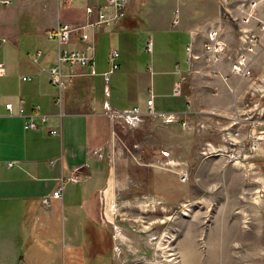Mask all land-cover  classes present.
<instances>
[{
	"label": "crops",
	"instance_id": "1",
	"mask_svg": "<svg viewBox=\"0 0 264 264\" xmlns=\"http://www.w3.org/2000/svg\"><path fill=\"white\" fill-rule=\"evenodd\" d=\"M7 1L0 5V62L5 68L0 76V264H80L84 248L99 253V264H117L112 228L103 219L102 202L120 162L117 156L123 142L121 127L106 114L105 103L119 111L144 108L153 96L155 111L174 113L181 119L232 109L235 92L220 77L206 75L202 44L206 30L215 23L232 49L240 44L238 33L232 31L229 24L233 22L214 1L197 0V4L191 1L184 6V0H170L171 5L169 0L164 5L138 0L134 6L129 0L119 19L90 30L94 73L90 68H66L71 73L59 105L54 101L58 90L47 73L56 62L58 47L47 40L46 32L60 21L83 24L85 7L97 9L106 1L78 0L76 5L73 0L65 5L57 0ZM233 3L229 8L236 13L238 2ZM261 3L264 18V1ZM138 25L165 32L161 37L157 34L156 56L144 53V49L153 52L151 38L131 33ZM104 31L116 36L120 48L113 46L104 59L96 60ZM168 37L174 38V44ZM149 41L151 51L146 48ZM189 44L195 58L189 59ZM70 46L82 48L84 43L73 37ZM37 50L41 55L33 60ZM112 50L118 52L119 67L109 72ZM254 60V70H264L263 42ZM216 68L237 90L246 80L228 75L227 59ZM22 76L30 79L22 80ZM178 83L181 93L176 95L173 90ZM19 99L24 100L21 114ZM7 102L13 105L11 115L4 106ZM34 106L48 121L28 129L25 117ZM150 121H146L147 127H151ZM50 128L57 134H49ZM72 175L79 180H67ZM62 181L61 196L53 197ZM104 244H108L107 252L101 253ZM90 255L97 257L94 250Z\"/></svg>",
	"mask_w": 264,
	"mask_h": 264
},
{
	"label": "rangeland",
	"instance_id": "2",
	"mask_svg": "<svg viewBox=\"0 0 264 264\" xmlns=\"http://www.w3.org/2000/svg\"><path fill=\"white\" fill-rule=\"evenodd\" d=\"M131 1L135 6L138 0ZM191 1L198 2L184 0V6ZM207 1L216 2L224 15L229 11L230 18L225 17L233 22L229 24L232 31H246L240 5L236 13L230 11L235 0ZM262 1L256 6L258 16ZM148 2L166 4V0ZM130 31L152 39L153 52L144 49L146 57L159 53L156 37L164 31L141 25ZM168 39L174 44L173 37ZM113 46L120 48L116 36L104 31L96 60L104 59ZM237 47L230 45L228 62ZM254 64L255 60L253 70ZM225 83L235 92L233 107L226 112L190 114L182 119L175 115L173 121L152 115L146 119L151 120V127L133 129L117 123L123 142L117 156L120 162L102 202L117 264H264V70H254L238 90ZM227 143L238 146L236 159L204 150L211 145H226L228 150ZM163 150L181 163H158ZM180 166L187 169L184 181L175 171ZM107 245L99 252L106 253ZM82 250L80 264H99L95 249ZM92 250L97 257L90 255Z\"/></svg>",
	"mask_w": 264,
	"mask_h": 264
},
{
	"label": "built area",
	"instance_id": "3",
	"mask_svg": "<svg viewBox=\"0 0 264 264\" xmlns=\"http://www.w3.org/2000/svg\"><path fill=\"white\" fill-rule=\"evenodd\" d=\"M60 4H68L71 0H57ZM104 5H99L97 9L87 5L85 7L86 21L81 25H74L69 22L60 21L52 29L46 32V38L49 41L55 42L58 47V55L56 62L48 70V78L50 84L55 86L58 90V93L54 101L60 105L62 91L66 86V78L69 72H66L65 69L72 67L90 68L91 73H94V42L90 35V30H98L102 26H107L113 20L119 19L123 15V10L129 0H105ZM260 0H237L240 5V11L243 14L242 26H248L246 31L238 34L240 44L235 49L234 57L228 60L229 62V73L239 78H252L253 69L252 63L256 57L257 48L260 46L261 42L264 43V18L257 15L256 6ZM7 0H0V5L7 4ZM237 4V5H238ZM107 9L111 10V13L107 12ZM224 15V17L230 18L229 11ZM241 15V14H240ZM234 20V19H232ZM176 21H174L175 23ZM75 37L80 42L84 43V47L77 48L70 46V42ZM147 50L151 51L152 43L149 41L147 43ZM203 53H204V67L206 75L217 76L222 79L223 82H226L227 77L224 76L221 71H219L216 66L227 59L229 53V45L225 38L223 37L221 28L219 25L212 26L208 28L205 32V40L202 44ZM188 51L189 59L195 58L192 55L191 44L186 46ZM41 55V51L37 50L31 57L33 60ZM118 52L112 50L109 56V72L116 70L119 67L117 62ZM5 72V68L2 62H0V76ZM230 74V75H231ZM22 80H29L30 77L22 76ZM173 93L179 95L181 93L180 84L178 83L173 90ZM24 100L19 99L18 101V112L22 113V106ZM154 100L153 96H150L145 103V107L141 108L140 106H134L130 109L119 111L111 107L108 103H105V112L106 114L116 123H121L122 125L133 128H142L146 124L147 117L152 115H157L165 120L173 121L176 119L174 113L158 112L153 108ZM5 109L8 114H13V105L10 102L5 103ZM38 118V119H37ZM37 119V120H36ZM48 121L47 116L42 114L39 111L38 106H34L32 112L27 114L25 117L24 126L28 129H37L38 124H46ZM49 134L56 135L57 130L50 128ZM256 138V137H255ZM260 138V137H259ZM257 138V139H259ZM229 149H225V146L222 147H208L206 146L204 150L208 153H219L226 156H235L236 153L240 150L237 149L238 146L230 145ZM210 146V145H209ZM236 147V148H235ZM257 149V148H252ZM228 155H227V154ZM162 160L158 163H181L175 158H171L168 151L163 150L161 152ZM12 162L8 163V166H11ZM179 179L184 181L187 177V169L180 166V168L175 169ZM67 180L78 181V175H72ZM64 181L52 192L53 197H60L63 189ZM46 201V200H44Z\"/></svg>",
	"mask_w": 264,
	"mask_h": 264
},
{
	"label": "bare ground",
	"instance_id": "4",
	"mask_svg": "<svg viewBox=\"0 0 264 264\" xmlns=\"http://www.w3.org/2000/svg\"><path fill=\"white\" fill-rule=\"evenodd\" d=\"M208 30V29H207ZM183 255V254H182ZM188 255H189V253H188Z\"/></svg>",
	"mask_w": 264,
	"mask_h": 264
}]
</instances>
